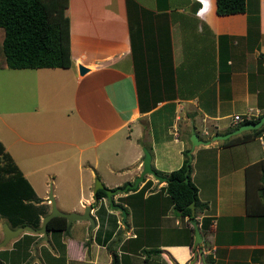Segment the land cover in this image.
Instances as JSON below:
<instances>
[{
  "label": "crops",
  "instance_id": "1",
  "mask_svg": "<svg viewBox=\"0 0 264 264\" xmlns=\"http://www.w3.org/2000/svg\"><path fill=\"white\" fill-rule=\"evenodd\" d=\"M63 16L70 65L19 70L25 82L19 93L46 100L42 115L29 121L46 132L45 138L32 148L19 135L26 144L17 157L11 150L14 143L0 141L46 213L51 190L62 211L82 212L90 204L95 224L76 219L67 229H49L47 238L23 230L0 246V264H186L194 251L191 216H182L172 204L161 215L155 210L169 199L164 190L156 194L166 180L145 174L137 189L116 191L113 202L126 210L123 218L106 196L95 197L100 162L118 174L110 181L100 175L104 184L121 186L140 173L143 147L163 175L179 167L184 150H191L190 178L205 202L194 205L193 216L208 264H264V212H247L248 193L249 202L261 203L257 180L264 170V130L235 143L212 138L243 123L234 114H264V0H246L243 11L226 14L217 13L216 0H67ZM79 64L87 67L84 73ZM52 96L60 100L48 111ZM21 100L23 110L38 109L37 99L36 106ZM56 131L62 137H51ZM192 132L211 141L192 146ZM54 143L63 145L57 156L49 146L37 148ZM100 145L102 150L92 149ZM40 155L52 159L32 160ZM212 160L215 173L203 179L209 170L202 165L211 166ZM56 163L63 166L60 172L36 173ZM144 186L143 197L153 195L147 202L152 211L145 218L158 221L151 226L155 239L138 231L141 226L130 210L138 199L131 195ZM4 221L8 223L1 216L0 240ZM145 243L159 250L137 257ZM202 259L194 264H203Z\"/></svg>",
  "mask_w": 264,
  "mask_h": 264
},
{
  "label": "trees",
  "instance_id": "2",
  "mask_svg": "<svg viewBox=\"0 0 264 264\" xmlns=\"http://www.w3.org/2000/svg\"><path fill=\"white\" fill-rule=\"evenodd\" d=\"M245 4L246 0H216V11L218 14L239 12L245 9ZM66 6L67 0H0V29L3 31L1 66L6 65L10 68L69 66L71 60L68 21L66 16H63ZM261 115L245 118L243 123L256 121ZM263 130L264 123L258 128L232 135L224 139L223 143L244 141L258 136ZM184 155V161L179 167L165 173L166 184L161 189L167 193L173 208L182 216L190 217L195 214L191 211L189 203L194 199L197 208L205 202H200L198 188L190 178L191 164L188 180H184L187 150H184ZM157 172L163 173L160 170ZM260 178H264V170L257 180V188L261 191L264 189V179L260 182ZM257 194L261 203L255 204L251 200L249 202L248 193L247 212H264V197L258 190ZM103 196H106L104 188H98L95 197L98 199ZM39 201L34 189L0 141V217H6L12 227L22 224L38 227L40 215L46 213ZM47 226L48 229L61 231L67 229L69 225L66 217L54 215L48 220ZM23 236L26 238L30 234ZM189 242H192V236ZM156 250L159 248H155Z\"/></svg>",
  "mask_w": 264,
  "mask_h": 264
},
{
  "label": "rangeland",
  "instance_id": "3",
  "mask_svg": "<svg viewBox=\"0 0 264 264\" xmlns=\"http://www.w3.org/2000/svg\"><path fill=\"white\" fill-rule=\"evenodd\" d=\"M2 37H3V31L0 29V139L4 140L7 145H9V142H12L15 144L11 150H12L13 154L16 155V157H17L18 153H19V151H18L19 147L21 145L26 144L24 141H22V139L20 140L18 138L19 135H21L22 138H24V136H25V138L27 139L28 146H31L32 148L34 146H36V144L38 143L39 140H43L45 138V136H43V134H45L46 132H43L40 129H38V127L36 125L34 128H32V125H31L32 123H30V122H35L37 120L38 116L42 115V111L44 110L43 104H44V102H46V100L42 101L40 96H28V94H26V93H22V92L19 93V89L22 87H25V82L23 81L24 77L20 78V76H21L20 72L21 71H19V70L21 68H10V67H7L6 65L1 66V64L3 63V55H2V49H1ZM30 69H32V68H26V70H27L26 72H28ZM22 97L25 98L26 103L32 102L35 106H36L35 101L37 99V101L39 102L38 109L36 107V109L32 108L29 111L23 110L22 108H24V105H23L24 101L22 102V100H21ZM59 100H60L59 96H52V98L48 99L47 103L50 106V108L47 110L50 111L51 105L53 103L58 104ZM46 114H48V113L46 112ZM26 123L29 124V126ZM33 124H35V123H33ZM54 134H57L60 137H62L57 131L53 132V134H51V137ZM209 139H211V138H209ZM45 146H49V149L51 151H53V153H57L55 156H57L58 153H60V152H57V150L63 147V145L60 143H54V144L37 145V148L38 147H45ZM66 148L69 149L70 147L67 146V147H65V149ZM92 149H97L100 151V150H102V145H100L99 147H94ZM47 157L40 155V157L33 158L32 160H35V159L38 160L39 159V160H43V161H48L49 159H52L51 156H49L48 158ZM27 159L29 160L30 156L27 157ZM28 160H25V161H28ZM70 160L74 161V163H76L77 158H71ZM18 161L21 162V160H18ZM45 163L46 162L39 163L38 165H44ZM103 164H104L103 162H100L98 173H100V175H103L106 178V180H109V181L112 178H117L118 174H116L115 172H109V171L105 170L103 168ZM206 164L207 163H204L202 165V167H203L204 171H206V169H208L209 173L207 174L206 172H203L202 173V174H204L203 179H205L206 175L210 176L211 173L212 174L215 173L214 172L215 171L214 170V160H212L211 166H206ZM61 167H63L61 163H56L52 166H48V167L44 166L42 169L38 170L36 173L44 174L46 172H50V171H54V170H56L57 172H60ZM73 171H75V172L78 171L76 165H75V167H73ZM100 175L98 174L97 176H95L94 184L96 183L97 178H99L100 181L103 182L101 180ZM263 179L264 178H260V182H263ZM116 187H118V186H116ZM134 188L137 189L138 187L136 186ZM131 189H133V188H130L129 190H131ZM154 189L155 188L153 187L151 189V191ZM257 190L264 197V189L260 191L257 188ZM144 192H145V186L142 188L140 187L138 189L137 193H134L133 195H131V196H136L138 199H137V201H134V203L132 204V208H130V210L131 211L133 210V212H134V220H135L136 224L141 226L140 230L138 229V231L147 233L148 239L150 237L155 239V235L152 234L153 230H155V229L153 227L151 229V226H152V223H157L158 221L156 219H153L151 221L150 218H148V219L145 218L146 214L149 215V213L152 211V210H149L150 206H147V205H149V204H147V202L149 203V200L151 197H153V195L146 196V194H145V197H143ZM251 192H252V190H251ZM156 194L160 195V194H164V192L162 191V189H159L158 193H156ZM66 198L71 199L68 197H66ZM72 198H75V197H72ZM123 199L127 200V198H123ZM164 203H165L164 205L161 204L159 209H155V210L160 211L159 214L157 212V215H161V214L165 213V211H168V209H166V207L169 204H171L170 199H168V201L165 200ZM109 205H110V202H109ZM128 206H129V204H128ZM171 209H174L172 205H171ZM120 211L121 212L119 214L121 215V218H123L126 210L124 209V211H122V210H120ZM137 216H141V218L137 219ZM75 220L76 219H74L72 221H75ZM137 221H138V223H137ZM120 232H122V229L120 230ZM116 236L117 235H115L114 238ZM171 236L173 237L174 235L171 234ZM140 239H142V238H140ZM135 241H138V240H135ZM141 241L143 242V240H141ZM110 242H112V241H110ZM114 244H115V240L112 242V246ZM137 244L138 243H136V245H135L136 248H137ZM148 245H149V243L144 244V246L140 249V252L138 251L136 253L137 257H138V254H139V257L142 256V254L144 256L148 255V257H151L152 256L151 255L152 250L155 251V248H158V246H156V245H152L151 247ZM107 250H108V248L106 247L105 252H107ZM102 255L106 256L104 253H102ZM24 264H27V263H24Z\"/></svg>",
  "mask_w": 264,
  "mask_h": 264
},
{
  "label": "water",
  "instance_id": "4",
  "mask_svg": "<svg viewBox=\"0 0 264 264\" xmlns=\"http://www.w3.org/2000/svg\"><path fill=\"white\" fill-rule=\"evenodd\" d=\"M78 69H79L80 73H84L87 70V67L83 66L82 64H79ZM263 123H264V114H262L260 116V118L256 121L244 122V123L240 124L238 127L234 128L232 130H229L225 133L215 134L212 138L213 139L227 138L228 136H230L232 134H237V133L244 131V130L258 128ZM190 140L192 142V146H194L195 144L200 143V142L209 143L211 141V139H209V138L206 140L199 139L195 132H192V134L190 136ZM187 154H188V159L186 161V169H185V176H184L185 181L188 180V170L190 168V159L192 158V153H191L190 149L187 150ZM151 157H152V155H151L149 149L147 147H143L142 169H141L140 173L135 176V178L132 182H127L124 186L117 187L114 189V188L107 187L103 182L100 181L99 178H97V181L93 187L94 194H96V190L98 188H104V190L106 192V197L110 202L111 208H119L122 211H124V209L119 204H116L113 202L112 195L115 194L116 191H124L128 188H133V187L138 186L139 182L144 178L145 174H151L157 180H164V181L166 180L167 177L163 174L158 173L157 170L152 166ZM47 199L51 202V210L43 215L42 223L40 226L33 227L30 224H22V225H19V226L13 228L6 221H4L2 223L3 238L0 240V246L5 245L10 239L18 236L23 230L40 232V233H42L44 238H47V234H48V230H49L48 226H47V222L54 215H61V216L66 217L67 223H70L74 219H79V220L89 219L91 221L92 225L95 224L96 218H95L94 214H92L90 212V209H91L90 204L85 205L82 212H77V211L66 212V211H62L58 208V206L56 204L55 197L53 196L51 190H49V192H48ZM194 201L195 200L193 199L189 203V206L191 207L192 212L194 210ZM190 221L194 227V238H193V243H192V247L194 248V251H193L192 258L186 264H194L196 259L199 256L201 259L203 258L202 259L203 264H208L203 257L204 253H203L202 247L200 246L202 243H204V241L202 240V234L200 233L197 221H196L194 216L190 217Z\"/></svg>",
  "mask_w": 264,
  "mask_h": 264
},
{
  "label": "built area",
  "instance_id": "5",
  "mask_svg": "<svg viewBox=\"0 0 264 264\" xmlns=\"http://www.w3.org/2000/svg\"><path fill=\"white\" fill-rule=\"evenodd\" d=\"M254 116L253 112L249 111L245 114V116H242L240 114H234V119L237 121H243L245 118L250 119Z\"/></svg>",
  "mask_w": 264,
  "mask_h": 264
},
{
  "label": "clouds",
  "instance_id": "6",
  "mask_svg": "<svg viewBox=\"0 0 264 264\" xmlns=\"http://www.w3.org/2000/svg\"><path fill=\"white\" fill-rule=\"evenodd\" d=\"M125 185V184H124ZM124 185H122V186H124ZM119 187V186H118ZM115 189V188H114Z\"/></svg>",
  "mask_w": 264,
  "mask_h": 264
},
{
  "label": "flooded vegetation",
  "instance_id": "7",
  "mask_svg": "<svg viewBox=\"0 0 264 264\" xmlns=\"http://www.w3.org/2000/svg\"><path fill=\"white\" fill-rule=\"evenodd\" d=\"M119 187H122V186H119ZM117 188V187H116Z\"/></svg>",
  "mask_w": 264,
  "mask_h": 264
}]
</instances>
